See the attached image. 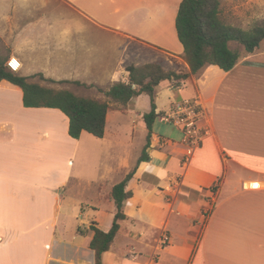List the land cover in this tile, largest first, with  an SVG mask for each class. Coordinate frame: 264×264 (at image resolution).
Wrapping results in <instances>:
<instances>
[{
  "label": "crops",
  "instance_id": "crops-1",
  "mask_svg": "<svg viewBox=\"0 0 264 264\" xmlns=\"http://www.w3.org/2000/svg\"><path fill=\"white\" fill-rule=\"evenodd\" d=\"M181 1L0 0V58L17 59L24 76L40 66L49 78L68 80L67 88L99 89L83 95L97 98L128 80V65L163 62L165 69L189 72L176 28ZM262 42L232 69L211 64L185 81L160 83L158 93L169 90L170 102L160 105L157 93V112L198 98L209 131L188 155L181 140L159 135L153 125L149 158L128 182L133 196L124 202L125 218L103 264H264ZM23 95L0 83V264H95L90 225L110 230L117 211L104 197L115 185L109 177L121 169L125 178L145 147L129 159L131 142L117 135L118 119L108 134L109 118L135 111L143 94L126 111L108 112L104 137L83 131L78 139L69 135L61 109L27 107ZM135 116L141 120L134 130L140 124L148 136L143 115ZM77 159L82 167L74 170ZM72 179L81 191L95 185L98 195L69 215ZM165 232L170 241L162 244ZM26 239L28 249L20 245Z\"/></svg>",
  "mask_w": 264,
  "mask_h": 264
},
{
  "label": "trees",
  "instance_id": "trees-1",
  "mask_svg": "<svg viewBox=\"0 0 264 264\" xmlns=\"http://www.w3.org/2000/svg\"><path fill=\"white\" fill-rule=\"evenodd\" d=\"M222 0H182L176 18V28L180 42L184 47V58L190 71L165 69L160 62H147L140 65H128V80H120L104 91L105 98L78 95L65 88H56L31 81L33 76H24L10 68L0 58V83L9 82L23 90V102L27 107H53L61 109L69 118V135L80 138L83 131L96 137L105 136L107 115L111 110L128 109L129 102L136 96L146 94L150 97L151 108L143 118L148 128L147 142L136 166L119 183L115 184L104 197L116 204L117 211L108 231L93 222L94 231L90 247L95 252V264H103V254L109 251L125 218L124 202L133 196L127 189L128 182L134 176L138 165L149 158L147 149L151 144L153 125L162 114L157 112L156 96L158 86L164 80L182 82L192 74L198 73L206 65H218L224 70L232 69L243 57V53H252L264 41V25L242 28L227 23L222 15ZM236 43L244 48H232ZM51 82L57 81L48 78ZM77 84H82L76 81ZM83 232L82 229H80Z\"/></svg>",
  "mask_w": 264,
  "mask_h": 264
},
{
  "label": "rangeland",
  "instance_id": "rangeland-1",
  "mask_svg": "<svg viewBox=\"0 0 264 264\" xmlns=\"http://www.w3.org/2000/svg\"><path fill=\"white\" fill-rule=\"evenodd\" d=\"M221 8H222V15L223 18L227 23H230L232 25L242 27V28H250L256 25H264V0H222L221 3ZM1 37V36H0ZM11 36H7V38H10ZM6 38V39H7ZM5 46L10 43H6V41L3 43ZM264 44V41L262 42ZM232 48H238L241 51H244V48L240 45H237L236 43H231ZM2 55H5L6 52L3 50ZM151 54L154 55H159V52H150ZM15 67H17L16 71L18 73L21 72V63L20 62H13ZM163 63V62H160ZM7 64V62H6ZM164 66V64H163ZM20 68V69H19ZM19 69V70H18ZM34 73L31 75L33 77L30 78L31 81L39 82L44 85L56 87V88H67L66 86H69L67 83H59V82H51L48 80V76L44 74L42 71V67L37 66L33 68ZM72 91H78V95H90L93 94L94 92H99L96 88H91V89H84L83 87H76V85L67 88ZM101 91V90H100ZM76 93V92H75ZM169 93L170 91L165 89V88H160L158 97L160 99V105L164 106L169 104ZM149 97L145 94H143L142 97H140L137 100V107H136V112L141 113L144 115V113L148 112L149 110ZM135 111H129L128 113H122V112H112L109 118V133H111V127H113L116 124V120L118 119L120 121L121 127L119 128L117 135L120 136L122 140H125L126 144L127 142H131L129 151L127 152V157L129 159H135L138 153H140L143 149V146L146 143V131L145 128L140 127L141 125L138 124V130H134V120L140 121L141 119L139 117L135 116ZM113 115L115 116V119H113ZM175 128V126L168 124L164 122L161 117H158L155 122H154V131L158 133L159 135H164L167 137H170L173 140H182V137L177 133L174 132L171 134V131ZM170 131V135L168 136L166 133ZM81 161L80 159H77L75 161L74 165V170H76L79 166L81 168ZM111 181L114 184L119 183L122 181L124 178H122L121 174V169L113 172V174L110 175ZM105 181V180H102ZM76 182V183H75ZM77 181L72 179L69 187H68V192H67V199L66 203L68 205V214L71 215L73 214L74 210L76 209L77 211L82 209V206L85 205L86 208L88 207L87 205H90L91 203L96 201V196L98 195L97 188L95 185L91 186H86L83 187V191L81 189H78ZM88 218L86 215L82 216L81 221H85ZM69 228V227H68ZM62 228H60L61 230ZM70 229V228H69ZM20 245L28 249V243L27 239L25 242L20 243ZM19 246V245H18ZM16 249V246H15ZM20 250V247H19Z\"/></svg>",
  "mask_w": 264,
  "mask_h": 264
},
{
  "label": "built area",
  "instance_id": "built-area-1",
  "mask_svg": "<svg viewBox=\"0 0 264 264\" xmlns=\"http://www.w3.org/2000/svg\"><path fill=\"white\" fill-rule=\"evenodd\" d=\"M13 62H19L15 58L7 61V65L16 70ZM161 119L183 133L182 143L186 146L187 154H192L201 145L208 134L206 125L207 113L198 98H187L174 101L169 109L162 112ZM170 241V235L165 232L161 236L162 244Z\"/></svg>",
  "mask_w": 264,
  "mask_h": 264
}]
</instances>
